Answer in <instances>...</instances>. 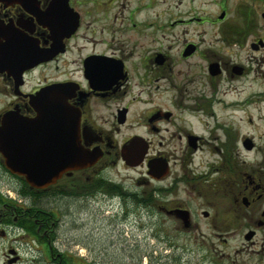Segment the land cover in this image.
<instances>
[{"label":"flooded vegetation","instance_id":"af4514ba","mask_svg":"<svg viewBox=\"0 0 264 264\" xmlns=\"http://www.w3.org/2000/svg\"><path fill=\"white\" fill-rule=\"evenodd\" d=\"M54 84L78 127L42 141L92 161L36 188L0 145V264L103 263L77 231L104 215L264 264V0H0V129L35 128Z\"/></svg>","mask_w":264,"mask_h":264},{"label":"water","instance_id":"95a60500","mask_svg":"<svg viewBox=\"0 0 264 264\" xmlns=\"http://www.w3.org/2000/svg\"><path fill=\"white\" fill-rule=\"evenodd\" d=\"M32 105L38 113L33 120L35 128L24 125L10 130L3 126L0 129V145L6 159L7 152H10L15 156L14 160L18 161L16 166L9 169L13 173L25 176L32 187L42 188L53 183L59 176L60 167L57 164L60 161L64 163L69 161L71 166L76 168L80 163L92 160L78 147L76 150L71 149V154L73 153L75 157H68L70 151L63 147V143L53 152L52 147H46L42 141L43 137L52 136L54 122H56V136L60 134L62 138L66 130H74L75 124L76 128L78 127V118L74 123L75 115L72 109L63 99H56V84L41 89L33 97ZM3 119L9 120L7 115Z\"/></svg>","mask_w":264,"mask_h":264},{"label":"rangeland","instance_id":"374dc122","mask_svg":"<svg viewBox=\"0 0 264 264\" xmlns=\"http://www.w3.org/2000/svg\"><path fill=\"white\" fill-rule=\"evenodd\" d=\"M45 76H51L49 69L45 70ZM119 173L132 177L136 175L134 172L126 173L121 169ZM105 216H93L81 231H77L87 245V249L79 248L81 254L88 251L91 257L99 258L103 262L93 264H150L151 255L159 256L162 264H201L197 260L196 249L193 245L181 248L179 243V247L174 251L158 246L153 252L154 241L149 239L150 231L143 219L144 216L140 218V227L138 229L135 227L134 231L133 226L127 222L115 227L107 224ZM135 259H138L139 263L133 262Z\"/></svg>","mask_w":264,"mask_h":264}]
</instances>
